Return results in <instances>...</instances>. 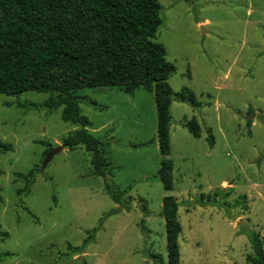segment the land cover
Segmentation results:
<instances>
[{
    "label": "rangeland",
    "instance_id": "obj_1",
    "mask_svg": "<svg viewBox=\"0 0 264 264\" xmlns=\"http://www.w3.org/2000/svg\"><path fill=\"white\" fill-rule=\"evenodd\" d=\"M158 2L155 41L175 67L167 82L173 92L189 88L199 102L170 106L173 190L158 177L153 93L78 92L97 105L81 101L79 111L88 130L109 142L107 180L129 188V210L108 197L104 178L90 174L83 146L62 148L41 168L45 151L78 128L62 121V108H45L49 93L0 94V140L13 149L0 153V264L166 263L161 211L168 195L179 204L181 264H242L253 236L264 240V0ZM192 117L198 138L184 126ZM32 169L29 194L18 195L24 183L15 174Z\"/></svg>",
    "mask_w": 264,
    "mask_h": 264
},
{
    "label": "trees",
    "instance_id": "obj_2",
    "mask_svg": "<svg viewBox=\"0 0 264 264\" xmlns=\"http://www.w3.org/2000/svg\"><path fill=\"white\" fill-rule=\"evenodd\" d=\"M160 10L158 0H0V94L49 93L45 108H62V121L78 126L62 138V148L83 146L91 156L90 174L104 178L105 193L125 210L130 209L131 197H125L129 188L121 190L107 180L113 168L106 157L109 142L88 130L91 123L79 111L81 101L97 105L78 92L115 87L130 95L138 88L153 93L161 156L158 177L165 191L173 190L170 106L176 100L197 108L199 102L189 88L173 92L167 82L175 67L167 61L164 46L155 41ZM184 126L193 137H200L195 117ZM208 140L212 147V137ZM12 150L0 140V153ZM35 172L15 174L24 183L16 190L18 195L29 194ZM178 207L175 197L163 198L167 262L154 257L157 264H181ZM251 247L242 264H264V240L255 234Z\"/></svg>",
    "mask_w": 264,
    "mask_h": 264
},
{
    "label": "water",
    "instance_id": "obj_3",
    "mask_svg": "<svg viewBox=\"0 0 264 264\" xmlns=\"http://www.w3.org/2000/svg\"><path fill=\"white\" fill-rule=\"evenodd\" d=\"M254 115H252L253 117ZM249 118H247L248 120ZM62 149V146H57L55 148H50L47 153L45 154L44 160L42 162V166L41 168H45V166L47 165V163L49 162V160L51 159V157L53 156L54 153L60 151Z\"/></svg>",
    "mask_w": 264,
    "mask_h": 264
}]
</instances>
